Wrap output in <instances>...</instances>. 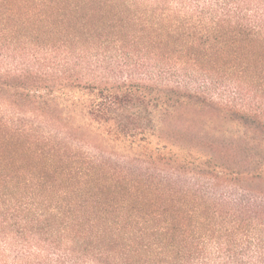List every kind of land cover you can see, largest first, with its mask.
Returning <instances> with one entry per match:
<instances>
[{"label":"trees","instance_id":"16d2710c","mask_svg":"<svg viewBox=\"0 0 264 264\" xmlns=\"http://www.w3.org/2000/svg\"><path fill=\"white\" fill-rule=\"evenodd\" d=\"M0 264H264V0H0Z\"/></svg>","mask_w":264,"mask_h":264},{"label":"rangeland","instance_id":"374dc122","mask_svg":"<svg viewBox=\"0 0 264 264\" xmlns=\"http://www.w3.org/2000/svg\"><path fill=\"white\" fill-rule=\"evenodd\" d=\"M187 119L178 118L176 120V124L166 126L168 127V132L174 134L180 141H188V139H192V137L196 138L199 135V130H201L202 125L205 124V120L200 117V115H195ZM215 138L219 139V137ZM205 140L206 139H203L201 141H195V145L203 146Z\"/></svg>","mask_w":264,"mask_h":264}]
</instances>
